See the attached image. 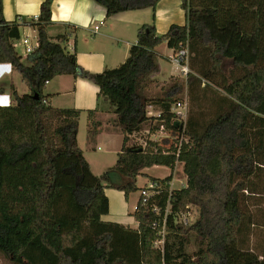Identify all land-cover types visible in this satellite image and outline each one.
<instances>
[{"label":"trees","instance_id":"16d2710c","mask_svg":"<svg viewBox=\"0 0 264 264\" xmlns=\"http://www.w3.org/2000/svg\"><path fill=\"white\" fill-rule=\"evenodd\" d=\"M94 1L110 17L159 0ZM52 2L44 0L37 20H28L38 46L23 55L15 42L27 20H5L0 0V63H11L27 87L20 93L11 82V104L0 106V255L8 264H264V0H182L185 24L162 34L141 25L127 59L101 72L77 62L66 34H49ZM163 42L174 50L188 46L191 72L153 95L155 49ZM63 74L99 87L97 107L86 110L91 134L104 106L124 134L115 164L101 175L79 145L84 110L54 106L44 93ZM185 90L181 120L172 107ZM150 104L159 115H148ZM146 127L166 133L145 137L143 146L132 137ZM179 163L186 185L172 188ZM155 165L172 173L149 179L157 186L146 200L139 195L137 227L103 220L105 188L129 199L143 186V170ZM193 206L195 220L179 221Z\"/></svg>","mask_w":264,"mask_h":264},{"label":"crops","instance_id":"0c3cea01","mask_svg":"<svg viewBox=\"0 0 264 264\" xmlns=\"http://www.w3.org/2000/svg\"><path fill=\"white\" fill-rule=\"evenodd\" d=\"M43 1L2 0L5 20L12 21L19 17L27 20L20 28L21 37L17 41L21 44L22 34L26 30L36 32L28 20L38 16ZM181 4L182 0H159L155 7L148 6L130 9L107 17L106 9L94 0H53L51 8L53 25L49 28V34L54 37L66 34L67 39L65 44L68 50L76 53L77 62L90 72H101L107 67L118 66L127 59L131 46L137 42V31L141 25L153 24L157 33L162 34L173 23L185 24L186 16ZM96 25L99 26L97 32L93 30ZM26 35H29V33L23 34V38ZM17 41L15 45L18 50L17 44L19 42ZM165 44L167 45V42ZM161 46L155 49L158 55L159 69L151 74L152 81L148 88V93H150L153 91L151 88L152 85H159L153 95H162L167 88L164 86L167 84L166 82L169 78L172 76H180L179 68L169 58L174 53V49L167 46V52L161 53V50H159ZM164 61L173 64L174 68L167 70L166 62ZM16 74L18 73L13 69L11 63H0V106L4 107L11 104L10 83L14 82V76ZM179 79L181 78L179 77ZM98 91L99 87L92 81L69 74L54 77L44 87V93L49 94L48 101L52 105L57 107H75L84 110L79 121V145L93 173L101 175L111 166L107 165L108 163L97 166L100 169L96 173L93 163L94 166L96 163H105L106 161L102 160V158H107L108 156L104 155L100 160H94L92 153H100L105 150V153L118 154L122 147L124 134L113 124L115 114L104 106L96 114V120L100 121V126L97 131L91 134V137H85L84 143L81 141L83 124L85 123L86 127H89L86 110H92L97 107ZM159 114L160 110L158 105L150 104L148 107V115L153 116ZM99 143H103L105 147L100 148L98 146ZM155 167L157 165L145 168L143 172L148 174L147 170ZM145 183L141 185L138 183V185L142 186ZM105 192L109 197V204L112 199H116L118 195H121V193L116 192L113 188L109 189V187L105 188ZM138 198L132 203V210L135 208ZM109 209L111 210V205ZM121 224L132 228L137 227L135 220L133 223L130 221Z\"/></svg>","mask_w":264,"mask_h":264},{"label":"rangeland","instance_id":"374dc122","mask_svg":"<svg viewBox=\"0 0 264 264\" xmlns=\"http://www.w3.org/2000/svg\"><path fill=\"white\" fill-rule=\"evenodd\" d=\"M23 33V32H22ZM26 33H29V35L31 37H35L36 38V32L35 31H25V33L23 34H26ZM23 34H22V38H23ZM21 38V39H22ZM19 42V41H17ZM162 44V46H161ZM159 46H161L159 50H161V53H166L167 52V45L165 44V42L161 43ZM18 46V51L20 53H22L24 55V46L19 42V44H17ZM164 60V59H163ZM166 62V69H171V68H174V65L171 64V63H168L167 61H164ZM175 78L179 79V77H175V76H172L169 78V80L166 82L167 84L164 86L165 88L167 86L170 85V83H172ZM181 78V77H180ZM183 79V78H182ZM14 83L18 89V91L20 93H24L27 91V87L26 85L22 82L21 78H20V75L19 74H16L14 76ZM157 87H159V85L157 86H153L152 85V89L153 91H151L149 94H153L154 92L157 91ZM186 96V90L183 92L182 94V98ZM204 107V109L206 110V112L208 114H213L214 110H215V107L212 106V105H209L208 103L205 102V104L202 105ZM191 107L192 109H194V112L198 109L196 107V105L193 104V102L191 101ZM197 108V109H196ZM83 129H81V141L83 142L85 137H91V133L89 132V129L88 127H86L85 123L83 124L82 126ZM150 127H146L144 128L143 130H141L139 132V134H137V137L135 135H133L132 138L136 139L138 138V136H143L144 138L149 136V135H146L147 133L145 132H142L144 131L145 129H149ZM166 133V132H165ZM164 131H159L158 134L160 135V137H162L164 134ZM84 143V142H83ZM98 146L100 148H103L104 144L103 143H99ZM105 147V146H104ZM108 156L107 158L104 157L102 158V156ZM94 157V160H100L102 158V160L106 161L105 163L102 162V163H96L95 166H94V163H93V167H94V170L95 172L97 171L98 172V169H100L99 167L97 166H101L102 164H107L109 166H113L116 162V159H117V154H111V153H105V150L104 151H101L100 153L99 152H95V153H92V158ZM108 161V162H107ZM96 172V173H97ZM147 173L148 174H142L139 178H138V183L141 185L145 182H148L149 179L151 177H159V178H163V177H166L168 176L170 173H172V170L171 168L167 167V166H159L157 165V167L155 168H151V169H148L147 170ZM186 185V176L183 172V164L182 163H179L176 167V169L174 170V179L172 181V188H180L182 186ZM109 189H112V188H109ZM113 190H115L116 192L118 193H121V195H118V197L116 199H112L111 200V210L109 209V213L103 215V219L105 220H108V221H118L120 223H128L130 221H133L135 220L134 219V216H133V211H134V208L132 210V203L138 198L139 196V191L137 192H134L132 193L129 197V199H126L125 195H124V192L117 189V188H113ZM110 193V191H109ZM197 208L196 207H192V209L190 210V213H189V217L191 221L195 220L196 216H197ZM264 238V237H263ZM259 240V239H257ZM263 243H264V239H263ZM264 246V244H263ZM196 249V244L194 242V240L191 241V243L187 246V251L190 252V253H193ZM260 249H258L259 251ZM0 264H8L7 260L2 257L0 255Z\"/></svg>","mask_w":264,"mask_h":264},{"label":"built area","instance_id":"2783aa9c","mask_svg":"<svg viewBox=\"0 0 264 264\" xmlns=\"http://www.w3.org/2000/svg\"><path fill=\"white\" fill-rule=\"evenodd\" d=\"M34 20H37V17L33 18ZM99 29V26H95L93 30L97 32ZM22 45L24 46V55H29L38 46V39L37 37H31L30 35H26L24 38H22ZM171 62L177 66L180 70V76L181 79L183 78L184 80L187 79L188 74L191 72L190 67H189V49L187 45L180 44V48L177 50H174V53L169 57ZM187 107H188V97L187 94L185 97L179 99L176 101L172 107V110L178 115V118L181 120H184L187 115ZM147 133L146 135H149L150 139H157L160 135L158 132L151 133L150 129H145L144 131ZM139 134V133H137ZM137 134L135 136L137 137ZM139 144H142L143 146L146 145L147 141L143 136H138L137 140ZM172 185V183H171ZM157 186V182L153 180H149L142 186V188L139 191V195L144 197V200L150 195H152L155 192V188ZM172 187V186H171ZM136 207V206H135ZM135 209V208H134ZM188 212L181 213L178 217V220L184 223L190 222Z\"/></svg>","mask_w":264,"mask_h":264}]
</instances>
